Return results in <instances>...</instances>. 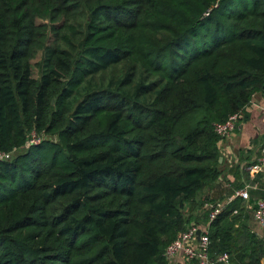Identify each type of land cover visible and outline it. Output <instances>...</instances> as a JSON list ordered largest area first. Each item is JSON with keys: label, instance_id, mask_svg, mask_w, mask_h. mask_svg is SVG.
<instances>
[{"label": "trees", "instance_id": "1", "mask_svg": "<svg viewBox=\"0 0 264 264\" xmlns=\"http://www.w3.org/2000/svg\"><path fill=\"white\" fill-rule=\"evenodd\" d=\"M257 93L264 0H0V264H168L196 208L241 187L214 125ZM250 222L227 204L210 256L261 264Z\"/></svg>", "mask_w": 264, "mask_h": 264}, {"label": "built area", "instance_id": "2", "mask_svg": "<svg viewBox=\"0 0 264 264\" xmlns=\"http://www.w3.org/2000/svg\"><path fill=\"white\" fill-rule=\"evenodd\" d=\"M264 109V108H263ZM239 114H233L223 123L214 125V133L218 136L219 154L222 160L231 162L230 141L235 137L239 124ZM40 142L34 134L29 144L35 145ZM14 152L6 153L0 151V162L8 161ZM242 172L247 173L248 180H243L241 187L234 190V193L222 202L206 203L203 208L207 212V219L204 224L190 223L187 229L180 232L176 238L166 247L164 258L168 264H173L180 258V264H218L227 263L229 256L226 253L219 254L216 258L210 256L209 225L223 211V208L233 200L239 198L248 201V209L254 222L264 227V184L260 178L264 175V140L259 142L254 150L251 160H243L240 164ZM251 191H262V196L252 199ZM250 199L253 202L249 203ZM198 233L199 236H198Z\"/></svg>", "mask_w": 264, "mask_h": 264}, {"label": "crops", "instance_id": "3", "mask_svg": "<svg viewBox=\"0 0 264 264\" xmlns=\"http://www.w3.org/2000/svg\"><path fill=\"white\" fill-rule=\"evenodd\" d=\"M264 93H257L252 97L247 112L250 115L249 120L241 121L238 124L235 137L230 141L229 147L231 148V162L222 160V188H231L232 185L242 183L243 180H248L247 173L242 172L240 164L243 160H251L254 156V150L261 138L264 137ZM264 140V138H263ZM262 140V141H263ZM237 171V176L234 174ZM261 185L264 184V175L260 178ZM221 188V189H222ZM231 195V194H230ZM229 196V195H226ZM262 196V191H251L250 197L252 199ZM253 201V200H252ZM250 212V211H249ZM251 214V212H250ZM253 232L258 237L264 238V227H261L253 221ZM201 225V224H200ZM181 259L178 258L173 264H180ZM261 264H264V257Z\"/></svg>", "mask_w": 264, "mask_h": 264}, {"label": "rangeland", "instance_id": "4", "mask_svg": "<svg viewBox=\"0 0 264 264\" xmlns=\"http://www.w3.org/2000/svg\"><path fill=\"white\" fill-rule=\"evenodd\" d=\"M36 24L37 25H46V26H49L48 22L47 21H44V20H36ZM59 24H57L55 27H58ZM49 28V27H48ZM55 40H56V35L51 32V30L48 29V37H47V45L49 46H52L54 43H55ZM41 59V52H38L37 55L34 57V59L31 60V65L33 66V69H32V75L34 78L37 77V68H36V63ZM264 137L261 138V141L263 140ZM208 193L207 192H204L202 194V201H203V198L207 195ZM209 196L212 195L213 197H217L220 195V192L218 190H215L212 194H208ZM208 196V197H209ZM210 198V197H209ZM206 203L202 204L201 206H198L196 208V212L198 213L197 215H201L205 212V208H203V206L205 205ZM195 212V213H196ZM253 228H254V225L252 224V221L250 222V229L253 231Z\"/></svg>", "mask_w": 264, "mask_h": 264}, {"label": "water", "instance_id": "5", "mask_svg": "<svg viewBox=\"0 0 264 264\" xmlns=\"http://www.w3.org/2000/svg\"><path fill=\"white\" fill-rule=\"evenodd\" d=\"M221 162H222V158L220 157V158H219V163H221ZM199 234H200V233H198V236H199Z\"/></svg>", "mask_w": 264, "mask_h": 264}]
</instances>
